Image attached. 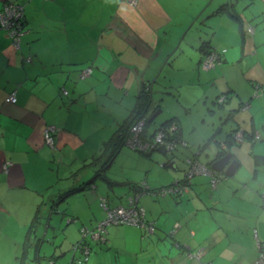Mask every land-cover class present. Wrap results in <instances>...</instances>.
I'll return each mask as SVG.
<instances>
[{
    "label": "crops",
    "instance_id": "0c3cea01",
    "mask_svg": "<svg viewBox=\"0 0 264 264\" xmlns=\"http://www.w3.org/2000/svg\"><path fill=\"white\" fill-rule=\"evenodd\" d=\"M240 1L137 0L132 6L126 0H0V11L5 3L23 6L18 47L0 25V264H16L14 256L38 205L45 217L40 227L55 229L60 224L67 235L50 248L55 264H81L71 262V245L81 226H93L105 214L102 198L111 207L133 200L147 213L152 229L125 223L121 239L107 230V241L121 253L109 260L107 242L90 264L96 263L95 256L104 260L100 264L254 261L255 237L264 239V165L254 164L252 156L264 153V0H249L250 18L237 8ZM225 2H234L235 15L218 9ZM189 31L196 35L188 40L190 45H181ZM180 47L187 51L182 53ZM209 47L223 53L220 63L204 69L200 61ZM87 67L92 71L83 74ZM166 69L179 73L171 70L170 77ZM160 82L176 93L171 106H163L161 96L156 102ZM142 88L153 89L147 112L161 108L145 132L173 118L186 141L175 149L184 160L194 156L209 165L217 156L218 141L230 140L236 130L244 133L228 143L232 158L238 160L234 173L221 171L214 187L209 174H193L186 202L118 183L155 188L174 182L183 171L156 180L159 172L151 175V168L157 163L134 162L128 156L130 168L141 179L126 176L116 181L108 176V167L124 150L137 155L138 150L125 145L108 159L114 146L110 140ZM11 91L14 102L6 101ZM221 92L228 94L223 105L216 101ZM108 99L111 106H119L114 113ZM47 123L58 126L53 145L44 142ZM252 132H259L260 138L252 139ZM245 149L251 155L242 157ZM71 187L77 189L66 195L63 207V200L54 202ZM195 201L205 206L197 207ZM61 208L65 223L54 215ZM41 239L36 255L43 251L45 256L43 246L48 243ZM92 254L83 264H89Z\"/></svg>",
    "mask_w": 264,
    "mask_h": 264
},
{
    "label": "trees",
    "instance_id": "16d2710c",
    "mask_svg": "<svg viewBox=\"0 0 264 264\" xmlns=\"http://www.w3.org/2000/svg\"><path fill=\"white\" fill-rule=\"evenodd\" d=\"M248 4H249V0H247V1L245 0L244 6H246ZM132 6H134V5H132ZM222 7H224V9H223L224 12L228 11L229 14H234L233 12H235L234 9H233V7L235 8L234 2H225L224 4L219 6L218 9H220ZM222 53L223 52H221V55H222ZM91 71H92V67H91ZM261 87L263 88V86H261ZM150 93H151V90L149 88H142L136 94V100H135L136 103H135V106H134L132 112L124 120L123 124L120 126L118 131L116 133H114V135H113L114 137L112 138V140H110V142L112 141L111 143H113L114 146L111 148V153L109 154L108 159L112 157V154L115 153V151H118V149H120L121 147L126 145L124 143L125 137L128 134L131 125L134 123L135 120H137L139 118H144V117L146 118V121H145V124H144V127H145L144 128V132H142V136L143 137L145 136V138L152 139L153 136H154V133L157 130L161 129L164 132V139L165 140L166 139L167 140H169V139L182 140V136L180 134V127L176 124L177 122H175V120L173 118H168L165 121H163L162 123L158 124L153 132H150V133H146L145 132L146 125L149 124L147 122V118H148V116L150 114L147 112V110H148V106L150 105V102L148 104V97H150ZM222 94H225V97L223 98L222 101H218V96L222 95ZM219 95L216 97V101H217L218 104L221 103L223 105V102L227 99L228 94L226 92H221ZM152 122H154V120ZM170 124H175V128L171 129L170 128L171 127ZM55 125H56V130H55V133H56L57 130H58V126H57V124H55ZM55 133H54V137H55ZM229 135H230V140L227 137L224 140H220V141L217 142V146H218L217 154L225 153L228 150V146H229L228 143H229V141H231V139H233V134L230 133ZM221 141H225L227 143V147L220 148L219 145H220ZM179 146H181V145H176L174 149L179 148ZM134 149L138 150L139 152L145 153V154H151L153 152V150H156V148H150V149H148L146 151H142V150H139L137 148H134ZM167 153L170 154L171 152L167 151ZM252 156H253L254 164H256V165H264V153H262V154L261 153H253ZM192 158H194V156H192ZM210 166H211V164H210ZM220 174L222 176V172ZM221 176L216 180L215 184H212V182L210 180V185L212 187H214L222 179ZM177 180L181 184L186 185L187 186L186 189H184L182 192L166 191L165 193H162V195H168V196L171 195V196H174V197L178 198V197H182L184 193H187L189 191V189H190L189 186H190L191 180H190V178H188L186 176V174H183V176L177 178ZM112 183H114V182H112ZM118 183L122 184V185H128V186L133 187V188H135L137 190L146 191L147 193H152V194L154 193L156 195L155 197H158L159 195H161L160 192H159L161 187L168 186L172 182L168 183V184L160 185V186L155 187V188L147 185L146 183H142V185H141V184H139L137 182H133V181L131 182V181H126V180L118 181ZM81 187H83V186H81ZM76 189H77V187L76 188L75 187L74 188L71 187V188L65 190L63 194H61V195H59V196L54 198L55 199L54 202L57 203L58 201L59 202L62 201L63 199L66 198L67 194H70V193L76 191ZM103 199L104 198L99 200L100 205H101V202H102ZM176 200H178V199H176ZM46 201L49 202V201H52V200L51 199L50 200H44L45 203H46ZM195 202L198 205L197 207H204L205 206L201 201H199V202L195 201ZM106 204H107V206H109L107 202H106ZM101 207H102V205H101ZM42 214H43L42 213V206L38 205L37 208H36V211L33 214L31 222L27 226L26 233H25L24 239L22 241L23 243L20 246V250L14 256L16 264H42L43 263V258L46 256V255L42 256L43 251L41 252V254L38 253V255H36L37 252H38V244H39V241H40L41 238H42L41 240H44V242L46 244L48 243V245L44 244V246H43V249H46V254L47 253H51L47 257L46 264H55L54 258L56 257V255L53 252V250L50 249V248H52L53 245H57L58 243L56 241V238L53 239V240H50V239H48L45 236V234L48 231V227L46 229L40 227V226H42V224H40V223L44 222L43 219H45V217L42 218ZM146 214L147 213L145 212L144 218H145V220L148 221V218H147ZM105 216H106V210H105V214H104L103 218H105ZM99 220H101V219H98L97 222L93 226H81L80 227L79 237L71 245V252H72V260H71V262L75 261L76 263L79 262V263L83 264V262L86 261V258L88 257V255L91 253V251H94V249H96L95 248L96 246L93 247V242H96L98 244V247H99L98 249H100L102 247L101 246L102 243H105L104 247L107 246V242H108L107 241V230H108V227H106L105 231H100V234L102 236H99V238H94V237L91 236V233L95 230ZM114 224H125V223L118 222V223H114ZM62 227L63 226H60L59 229H60L61 233L64 234V236L63 237L61 236L62 238H61L60 241H63L67 237V235L64 232V230L62 229ZM85 230H87L88 233L85 234V236H83L82 232L85 231ZM252 233L256 236V230H252ZM165 235H168V234L165 233ZM35 239L38 240V243H36ZM258 242L260 243V247L258 245ZM255 245L257 247V255H256V257H257L259 251L262 249V247H264V239L262 240V239H258L257 237H255ZM84 249L87 250V253L85 252ZM84 256H85V258H84ZM202 264H212V263H211V261H203Z\"/></svg>",
    "mask_w": 264,
    "mask_h": 264
},
{
    "label": "built area",
    "instance_id": "2783aa9c",
    "mask_svg": "<svg viewBox=\"0 0 264 264\" xmlns=\"http://www.w3.org/2000/svg\"><path fill=\"white\" fill-rule=\"evenodd\" d=\"M130 5H135L137 0H126ZM23 6L19 3H5L3 8L0 11V25L5 27L8 34L10 35L12 42L15 46H19L20 37L23 33ZM221 52L215 49H211L205 53H203L202 59L200 61V65L204 69H210L215 67L221 61ZM29 60V58H27ZM91 71V67L84 68L82 70L83 74H88ZM64 93L67 92L66 89L62 90ZM225 96L219 95L218 101H222ZM16 100L15 91H11L6 97V101L14 102ZM146 118H139L134 121L131 125L128 134L125 137L124 143L132 148H137L142 151H146L150 148H157L158 145H165L166 150L170 151L175 148L176 145L182 144L186 145V141L179 139H164V132L159 129L154 133L152 139L145 138L142 136V132H144V124ZM171 126V127H170ZM170 128L174 129L175 124H170ZM56 130V125L54 123H47L43 128V138L44 142L48 145L54 144V133ZM244 133L240 130H236L233 132V138L235 141H238ZM252 139L256 140L260 138L259 132H253L251 134ZM220 148L227 147V143L225 141H221ZM187 163L186 176L190 178L195 173H205L210 175V180L212 184H215L216 180L221 176V171H217L213 169L210 164H204L199 162L195 157H187L185 158ZM220 172V173H219ZM186 185L181 184L178 180H175L170 185L161 187L160 193H165L166 191H177L182 192L186 189ZM101 205L106 210L105 218H102L97 223L95 230L91 233V236L94 238H99L102 236L100 231H105L106 227L110 224L123 222V223H136L143 224L148 229H152L151 222L147 223L144 218V211L141 207L131 200L128 205H116V206H107L106 201L103 199ZM88 231L85 230L82 232V235L85 236ZM103 238V237H102ZM260 247V243L258 242ZM87 253V250L84 249ZM85 258V256H84ZM251 264H264V247L259 251L258 256Z\"/></svg>",
    "mask_w": 264,
    "mask_h": 264
},
{
    "label": "rangeland",
    "instance_id": "374dc122",
    "mask_svg": "<svg viewBox=\"0 0 264 264\" xmlns=\"http://www.w3.org/2000/svg\"><path fill=\"white\" fill-rule=\"evenodd\" d=\"M244 3H245V0H241L239 3H238V6L237 8L241 10V12L243 13L244 17L245 18H250L252 16V11H251V8L252 6L251 5H246L244 6ZM257 5H253V8L255 7L256 8ZM213 19L209 20L208 22V25H211L214 24L213 22ZM207 26V24H206ZM209 27V26H207ZM199 30L198 31H201V28L200 25L198 26ZM187 31V30H185ZM185 33V32H184ZM195 34V33H194ZM196 35V34H195ZM194 35V36H195ZM193 36V37H194ZM191 35H190V31L187 32L186 34V37L184 38L183 42L181 43V45H185V44H189V41L193 38ZM189 40V41H188ZM180 50L182 53H185L187 51V49H183L180 47ZM211 50V48H207L206 52ZM183 55V54H182ZM174 71L175 74L176 73H179V70L178 69H166V71L168 72V74L170 75V77H173L170 73V71ZM165 73V72H164ZM166 75H168L167 73H165ZM218 80V79H216ZM170 82L171 85H173L174 82H171V81H168ZM192 85V84H191ZM158 89L156 90L157 93H156V98L158 97L157 101L156 102H160L161 101V97H164V100L162 102V105L166 106H171V102L173 100V97L174 95L176 94L175 91L173 90V88H171L170 86L168 87H160V86H157ZM194 87V86H193ZM225 96V94H223ZM111 102H113L111 99H108V109H111V111L114 113V110H116L117 108V104H114L113 106H111ZM126 102H123L122 104L124 105ZM155 105V100H153V103ZM161 107V106H159ZM119 108V106H118ZM162 113H160L159 115H161ZM110 115V114H109ZM158 115V117H159ZM111 129H108V137L111 135ZM235 146V145H234ZM177 150V149H176ZM176 150L173 152V156H174V160L176 162V167L177 168H168L166 166H163L162 165V162L164 160H169L171 157H172V154H162L160 152H158L157 150H153V152L148 155V154H145V153H141V152H137V155L136 154H132L131 150L130 149H127V150H124L123 153L121 154V156H119L114 162H112V164L108 167V176H111L112 179H116V180H120V179H123L125 178L126 176L127 177H134V179H138L140 180L141 178H138V171L137 170H134L133 168H130V165H131V161H132V158H129L128 156H132L134 158V162H141L143 164H149V160L152 161V162H155L157 163L158 167H153L151 168V175L153 174H156L158 173L156 176H155V179L156 180H166L168 179L171 175L169 174H172V173H175V172H180V171H183L184 172V169H183V165L186 164L185 160L182 159L180 156H177L176 155ZM247 155H251V153L249 152V150H243V152H241V156L242 157H247ZM139 156V157H137ZM142 157V158H140ZM138 158V160H137ZM138 166V165H137ZM161 171V172H160ZM146 175V172H142V176L141 177H144ZM154 179V178H153ZM158 183V182H157ZM28 197V196H27ZM187 193H184L182 197V199H184L183 201L181 200V202H186L187 199ZM18 198V197H16ZM160 199H162L163 197H159ZM64 204L61 203L62 207L65 205V200L62 201ZM177 203H180V201H178ZM62 208L59 209V212H56L54 215L55 217H61V219H64V223H65V220L67 219L66 217V214H62ZM69 215V214H68ZM104 216V214L102 215V217L100 219H102ZM111 226L109 227L108 231H109V234L112 235V237L115 239V237L117 239H121V236L123 235L122 233L126 232L127 230L123 231L124 228L127 227V224H110ZM60 226H63V225H60L57 226L55 229H52L51 227L48 229L47 233L45 234V236L50 239V240H53L56 238V241L57 243L61 240V238L64 236L63 233H61L60 231ZM109 226V225H108ZM62 236V237H61ZM154 236H156V234L154 233ZM153 234H150L149 236H147V239L151 240L153 239ZM50 243V242H49ZM104 244L105 243H102V249H98V244L96 242H93V247L96 246L94 249V251H91L92 254L90 256V260H89V264L93 261V256L96 255L95 252L97 251H100V250H105V247H104ZM112 244L111 242L109 243L108 242V248H110L108 251L110 252V256H108L109 260L112 261V259H114V257L117 255V253H121V250L120 248H117L116 245H110ZM51 253H47L46 256L43 258V263L42 264H46L47 262V257L50 255ZM108 254V252H107ZM112 256V257H111ZM96 260V263L95 264H100V262H104L103 259H100L98 260V258L95 256L94 257ZM36 262V261H35ZM113 262V261H112ZM110 262V264L112 263ZM93 263V262H92ZM148 263V262H147ZM102 264H108V263H102Z\"/></svg>",
    "mask_w": 264,
    "mask_h": 264
},
{
    "label": "water",
    "instance_id": "95a60500",
    "mask_svg": "<svg viewBox=\"0 0 264 264\" xmlns=\"http://www.w3.org/2000/svg\"><path fill=\"white\" fill-rule=\"evenodd\" d=\"M159 85L160 86L162 85L161 87H164L163 82H160ZM152 95H153V89L151 88V93H150V97L148 100V104L151 101ZM160 110H161V108H157L152 114H150L147 118V122L150 123L153 120H155V117L157 116V114L159 113ZM156 150L162 154L167 153L166 147L163 144L158 145ZM174 151H175V149L171 150L172 156H173ZM232 155H233V152L231 150L226 151L225 153H222V154H217L218 157L216 156V158L210 163L211 167L217 171H223L226 175H232L234 173L237 165H238V160L235 158H232ZM162 164L168 168H176L175 160L172 159V157L169 160H164L162 162ZM185 169H184L183 174L186 173Z\"/></svg>",
    "mask_w": 264,
    "mask_h": 264
},
{
    "label": "clouds",
    "instance_id": "9594fccd",
    "mask_svg": "<svg viewBox=\"0 0 264 264\" xmlns=\"http://www.w3.org/2000/svg\"><path fill=\"white\" fill-rule=\"evenodd\" d=\"M232 134H233V132H232ZM228 151V150H227Z\"/></svg>",
    "mask_w": 264,
    "mask_h": 264
}]
</instances>
